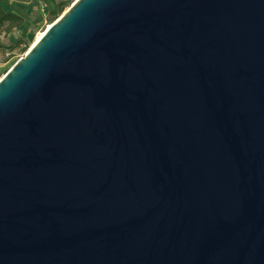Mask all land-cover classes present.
Returning <instances> with one entry per match:
<instances>
[{
	"label": "water",
	"instance_id": "obj_1",
	"mask_svg": "<svg viewBox=\"0 0 264 264\" xmlns=\"http://www.w3.org/2000/svg\"><path fill=\"white\" fill-rule=\"evenodd\" d=\"M0 77V264H264V0H74Z\"/></svg>",
	"mask_w": 264,
	"mask_h": 264
},
{
	"label": "rangeland",
	"instance_id": "obj_2",
	"mask_svg": "<svg viewBox=\"0 0 264 264\" xmlns=\"http://www.w3.org/2000/svg\"><path fill=\"white\" fill-rule=\"evenodd\" d=\"M34 0H0V11L3 14L17 16L23 20V28H17L7 35H0V51L8 50V53L14 58H20L29 48L33 37L40 35L44 28L49 24V13L57 10L61 6L62 13L74 0H46L40 4L38 11L34 9ZM34 3H36L34 1ZM59 13V14H60ZM59 16H55L54 20ZM13 60L7 62L0 61V77L12 64Z\"/></svg>",
	"mask_w": 264,
	"mask_h": 264
},
{
	"label": "trees",
	"instance_id": "obj_3",
	"mask_svg": "<svg viewBox=\"0 0 264 264\" xmlns=\"http://www.w3.org/2000/svg\"><path fill=\"white\" fill-rule=\"evenodd\" d=\"M33 5H34V9L36 11H38V7L37 5L34 4L33 2ZM61 6L59 5L57 7V10L54 12V14H52L51 12L48 14L49 15V19L46 20V22H48L49 24L51 22L54 21V18L55 16H59V13L61 12ZM23 20L17 16H12L10 14H3L1 11H0V35H7L9 33H11L12 31H15V29L17 28H23ZM4 51H7L8 50H5Z\"/></svg>",
	"mask_w": 264,
	"mask_h": 264
},
{
	"label": "built area",
	"instance_id": "obj_4",
	"mask_svg": "<svg viewBox=\"0 0 264 264\" xmlns=\"http://www.w3.org/2000/svg\"><path fill=\"white\" fill-rule=\"evenodd\" d=\"M16 59H18V58H16ZM16 59H14L7 51H4V50L0 51V61H3L5 64L11 60L16 62Z\"/></svg>",
	"mask_w": 264,
	"mask_h": 264
},
{
	"label": "crops",
	"instance_id": "obj_5",
	"mask_svg": "<svg viewBox=\"0 0 264 264\" xmlns=\"http://www.w3.org/2000/svg\"><path fill=\"white\" fill-rule=\"evenodd\" d=\"M36 3H34L35 5H37L38 8H40V4H44V2H46V0H34ZM33 1V2H34Z\"/></svg>",
	"mask_w": 264,
	"mask_h": 264
},
{
	"label": "bare ground",
	"instance_id": "obj_6",
	"mask_svg": "<svg viewBox=\"0 0 264 264\" xmlns=\"http://www.w3.org/2000/svg\"><path fill=\"white\" fill-rule=\"evenodd\" d=\"M38 37H39V35L33 37L29 45L31 46V44H32V43H33ZM30 46H29V48H30Z\"/></svg>",
	"mask_w": 264,
	"mask_h": 264
}]
</instances>
